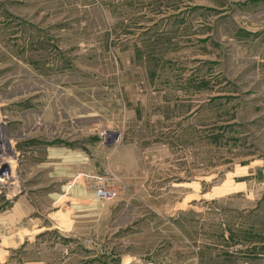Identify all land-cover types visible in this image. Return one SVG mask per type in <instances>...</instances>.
I'll list each match as a JSON object with an SVG mask.
<instances>
[{"label":"rangeland","instance_id":"rangeland-1","mask_svg":"<svg viewBox=\"0 0 264 264\" xmlns=\"http://www.w3.org/2000/svg\"><path fill=\"white\" fill-rule=\"evenodd\" d=\"M258 9V0H0V142L17 177L0 212L21 184L44 181L42 152L78 129L92 151L106 130L99 147L127 144L135 156L133 171L114 173L136 189L123 185L104 209L138 201L135 212L150 216L134 224L149 237L141 247L168 254L179 230L192 232L204 264H264ZM82 111L85 122L69 127Z\"/></svg>","mask_w":264,"mask_h":264},{"label":"crops","instance_id":"crops-1","mask_svg":"<svg viewBox=\"0 0 264 264\" xmlns=\"http://www.w3.org/2000/svg\"><path fill=\"white\" fill-rule=\"evenodd\" d=\"M258 8V15H264V0H258ZM85 114L79 112L67 125L81 126ZM81 132L78 129L79 136L70 137L68 145L42 152L44 160L38 157L34 166L46 175L44 181L31 182L30 187L21 184V192L0 212V264H126L134 257H158L155 261L162 264H204L192 245V232L177 230L174 250L152 256L149 248L141 247L149 237L134 227L149 224L150 216L135 212V198L116 201L118 212L104 209L107 201L94 199L84 183L74 179L78 170L122 174L125 167L136 166L135 156L124 152L127 144L107 150L99 147L97 138L91 151ZM123 182L128 191L136 189Z\"/></svg>","mask_w":264,"mask_h":264},{"label":"built area","instance_id":"built-area-1","mask_svg":"<svg viewBox=\"0 0 264 264\" xmlns=\"http://www.w3.org/2000/svg\"><path fill=\"white\" fill-rule=\"evenodd\" d=\"M98 139L101 143L105 141L106 130L98 132ZM118 137L113 140L117 142ZM10 143L0 142V193L5 196H13L17 186L16 174L11 161H8ZM12 158V157H11ZM74 178L81 180L87 189H89L96 200L113 199L117 197L121 190L124 189L120 178L111 170L107 169L103 172H94L90 170H78L75 172ZM16 184V185H15ZM13 186L14 189H13ZM15 190V191H13ZM126 264H162L148 259L134 257L127 261Z\"/></svg>","mask_w":264,"mask_h":264}]
</instances>
